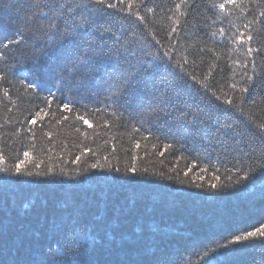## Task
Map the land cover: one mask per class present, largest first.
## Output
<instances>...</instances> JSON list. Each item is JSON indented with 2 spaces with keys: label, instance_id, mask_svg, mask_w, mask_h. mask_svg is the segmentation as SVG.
<instances>
[{
  "label": "trees",
  "instance_id": "16d2710c",
  "mask_svg": "<svg viewBox=\"0 0 264 264\" xmlns=\"http://www.w3.org/2000/svg\"><path fill=\"white\" fill-rule=\"evenodd\" d=\"M223 2L131 0L129 10L127 0H107L115 9L66 0L81 5L75 21L82 28L62 36L48 28L46 0H0V167L10 169L0 172V264H29L40 251L30 236L45 219L79 214L102 234L93 217L103 185L93 178L133 179L126 171L133 166V182L117 185L109 200L140 197L127 225L144 221L138 250L106 247L85 260L264 264V238L218 247L264 226V0L221 10ZM20 32L23 41L5 48ZM241 34L253 39L241 43ZM125 58L145 70L122 76ZM181 77L183 112L161 103L171 90L153 95ZM216 119L232 128L202 137L199 128ZM24 152L23 171L41 175L14 170ZM66 193L75 201L70 208L60 203Z\"/></svg>",
  "mask_w": 264,
  "mask_h": 264
},
{
  "label": "snow or ice",
  "instance_id": "6c2138e0",
  "mask_svg": "<svg viewBox=\"0 0 264 264\" xmlns=\"http://www.w3.org/2000/svg\"><path fill=\"white\" fill-rule=\"evenodd\" d=\"M182 2L186 3L187 0H182ZM89 3L93 5H106V7L113 9L119 7L118 3H107V0H89ZM120 3H125V0H120ZM236 3L237 0H225V2L220 3L218 7L221 10H225L227 4L235 5ZM45 7L48 9V13H44L43 16L48 23V28L57 30L60 35L63 36L71 34L67 31L69 27L82 28V25H77L75 21V16L79 14L81 5L66 3V0H46ZM127 7L129 10L131 9V0H127ZM176 7L179 8L180 5L177 4ZM123 10L124 9L121 8V11ZM149 11H151V9H149ZM261 15H264V13H261ZM139 18L141 20L144 19L143 17ZM177 23L179 22L177 21ZM106 31H110V29H106ZM175 31L176 28H173L172 32ZM220 31L223 32V29ZM19 35V40H8V43L5 44L4 47L7 48L11 44H20L24 39V35L22 32H20ZM237 39L240 40L241 43H247L253 39V36L248 35L245 40L243 34H241ZM252 51L253 49L249 47L248 52L251 53ZM83 55L86 58H90L88 53H84ZM0 56H3V53H0ZM125 63L127 64V67L122 70V76L134 77L145 70L143 65H141L139 69L134 68V66L128 62L127 58H125ZM3 78L4 77L0 76V79ZM182 79V77L178 78L175 84L171 81H164L162 85L156 87L153 95L155 96L156 93H161V95H163L165 91L171 90L172 95L162 99L161 103L168 105L170 109L183 112L184 109L181 108L180 105L183 103L184 108L189 106L186 102H183L180 99L179 86ZM192 79L196 80V77L193 76ZM28 87H32V85H28ZM231 87L235 88L236 85L232 84ZM204 88L206 91L209 90L207 85H204ZM5 91L7 92V90ZM241 91L247 92L248 89L243 88ZM213 95L215 94L213 93ZM216 99H220V97L217 96ZM224 103L228 106H233V100L231 98L225 99ZM63 108L70 110L68 104H65ZM167 114L171 115L172 113L168 112ZM190 114L192 113H185V115ZM40 115V112L36 113V117H40ZM44 115H47V113ZM64 118L67 119V117ZM79 118L83 120V123L88 125V127H92V124L88 120L83 117ZM197 119L199 118L197 117ZM36 122L37 120L35 117L30 121L31 124H36ZM260 127L264 129V125H261ZM230 128H232L231 124H221L219 119H216L212 122V125L205 124L200 127L199 134L202 137H207L210 132H220ZM137 147H139V144H137ZM160 154L163 155V152ZM23 155L25 160H21L16 163L14 170L17 173H23L27 176L41 175L39 172L34 173L32 171H23L22 165H24L25 161L30 158V154L28 152H24ZM77 162H79V157H77ZM90 167L92 169H102L104 165L94 163ZM261 168L264 169V164L261 165ZM9 171L10 169L7 167H0V172L7 173ZM116 171H119V169H116ZM126 171L133 174V179L135 175L138 174L135 166L130 167ZM188 171L190 172L191 168H189ZM201 171H207V169L202 168ZM185 174L187 175V172ZM43 175H47V172L43 173ZM247 178L248 177H245V179ZM93 179L100 181L103 185V187H99V191L95 193L96 197L101 201L103 207L98 210L93 217V221L104 225L102 234L100 231L96 230L95 223H85L79 214L72 216L70 220H65L63 218L58 220L53 218L49 221L45 219L41 223L40 227L30 236V242L39 246L40 251L33 254V259L29 262V264H100V261L96 259L97 255L95 258L88 260H85L84 256L89 253L97 254L100 250L113 246H116L121 250H138L137 246L141 235L143 234L144 221L142 219H138L136 220L134 226L128 227L127 225L128 216L135 208L140 197L135 193L124 195L123 203L119 205L112 204L109 200L110 196L119 194L115 191L117 185H123L125 183L130 184L133 182V179L123 180L121 177L107 176L94 177ZM214 179L218 181L219 177L214 176ZM237 183H241V181L238 180ZM210 187L217 188L218 184L212 183L210 184ZM60 203L62 207L70 208L73 206L75 201L73 200L71 194L66 193ZM29 206L30 204L25 205V207ZM109 211L111 215H109ZM109 236H111L110 239L108 238ZM257 237L264 238V226L257 227L253 231L236 234L233 238L228 240L227 244H218V247L226 249L241 242H250L253 238ZM121 264H145V262L140 259H125L121 261Z\"/></svg>",
  "mask_w": 264,
  "mask_h": 264
}]
</instances>
